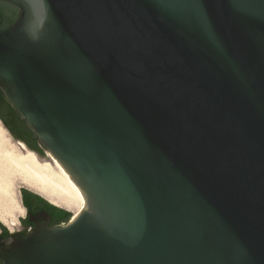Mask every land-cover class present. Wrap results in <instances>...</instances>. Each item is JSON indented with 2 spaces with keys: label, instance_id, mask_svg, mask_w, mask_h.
<instances>
[{
  "label": "water",
  "instance_id": "obj_1",
  "mask_svg": "<svg viewBox=\"0 0 264 264\" xmlns=\"http://www.w3.org/2000/svg\"><path fill=\"white\" fill-rule=\"evenodd\" d=\"M0 1V90L85 199L1 264H264V0Z\"/></svg>",
  "mask_w": 264,
  "mask_h": 264
},
{
  "label": "rangeland",
  "instance_id": "obj_2",
  "mask_svg": "<svg viewBox=\"0 0 264 264\" xmlns=\"http://www.w3.org/2000/svg\"><path fill=\"white\" fill-rule=\"evenodd\" d=\"M37 147L41 152L39 154L40 158L32 152L37 159L40 161H50L52 159L49 152L40 143H38ZM24 151L30 150L25 148L22 141L8 136L0 123V230L6 228L10 234L21 230L22 220L26 216L25 208L20 198V191L23 189L27 188L36 192L55 206L67 209L55 199L44 195V193L22 181L20 177L22 166L18 162V157L24 154ZM67 210L70 211L72 216L73 211Z\"/></svg>",
  "mask_w": 264,
  "mask_h": 264
},
{
  "label": "bare ground",
  "instance_id": "obj_3",
  "mask_svg": "<svg viewBox=\"0 0 264 264\" xmlns=\"http://www.w3.org/2000/svg\"><path fill=\"white\" fill-rule=\"evenodd\" d=\"M51 158L50 161H40L31 150L24 151L18 157L22 166L20 177L25 184L72 210L73 219L85 205L84 196L57 159L52 155Z\"/></svg>",
  "mask_w": 264,
  "mask_h": 264
},
{
  "label": "flooded vegetation",
  "instance_id": "obj_4",
  "mask_svg": "<svg viewBox=\"0 0 264 264\" xmlns=\"http://www.w3.org/2000/svg\"><path fill=\"white\" fill-rule=\"evenodd\" d=\"M0 120L5 125V127L7 128L9 133L13 136L14 139L22 141L29 148H36V146H38L39 141L37 142V140L34 139V135H32V131L30 127H28V125L21 118V116L18 114L15 108L7 101V99L5 97H2L1 95H0ZM34 193L24 190L20 191L21 203L25 208V212H27V210H30V213L36 214L40 211H45L50 216L49 225L64 224L65 221H60V222L54 221V219L56 220L61 217V212L55 207H51L49 205V203L52 204L51 202H49L45 198L44 199L46 201L41 199L40 197H38L40 196L39 194L37 196ZM30 222L31 223L29 226H26L24 223H22V228L19 232L23 234H27L28 227H30L32 230L35 227V223L31 220ZM2 233H3V229L0 230V236L5 237L6 234H2Z\"/></svg>",
  "mask_w": 264,
  "mask_h": 264
},
{
  "label": "trees",
  "instance_id": "obj_5",
  "mask_svg": "<svg viewBox=\"0 0 264 264\" xmlns=\"http://www.w3.org/2000/svg\"><path fill=\"white\" fill-rule=\"evenodd\" d=\"M17 15H18V11H17V9L14 6H12L11 4L6 3V2H0V24L1 25H7V24L13 22L16 19ZM0 95L2 97H4V95L1 92V90H0ZM32 135H34V139H36L37 142H38V139H37V137H36V135L34 134L33 131H32ZM32 149L36 150L39 154L41 153L40 150H38V147L37 146H36V148H32ZM23 190L24 191L31 192V193H34V192H32V191H30L28 189H23ZM34 194L38 196V194H36V193H34ZM38 197H40L41 199L45 200L41 196H38ZM47 203H49V202H47ZM49 205L51 207H55L56 209H58L61 212V217L58 218V219H56V220L54 219V221H56V222L65 221L66 222V221L69 220V218L71 216L70 211L65 210L64 208H59L58 206H55V205L50 204V203H49ZM29 214H30V210H27L26 216L22 220V222L26 226H29L30 223H31L30 220L28 219ZM2 234H6V236H7V235H10V232L6 228H3V233Z\"/></svg>",
  "mask_w": 264,
  "mask_h": 264
},
{
  "label": "built area",
  "instance_id": "obj_6",
  "mask_svg": "<svg viewBox=\"0 0 264 264\" xmlns=\"http://www.w3.org/2000/svg\"><path fill=\"white\" fill-rule=\"evenodd\" d=\"M30 231H31V228H30V227H28V228H27V232H30Z\"/></svg>",
  "mask_w": 264,
  "mask_h": 264
}]
</instances>
